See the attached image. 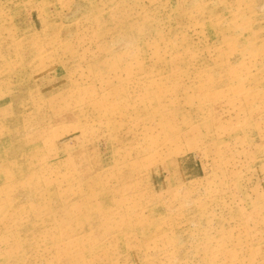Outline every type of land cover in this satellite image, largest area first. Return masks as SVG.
<instances>
[{
    "label": "rangeland",
    "instance_id": "obj_1",
    "mask_svg": "<svg viewBox=\"0 0 264 264\" xmlns=\"http://www.w3.org/2000/svg\"><path fill=\"white\" fill-rule=\"evenodd\" d=\"M0 264H264V0H0Z\"/></svg>",
    "mask_w": 264,
    "mask_h": 264
}]
</instances>
